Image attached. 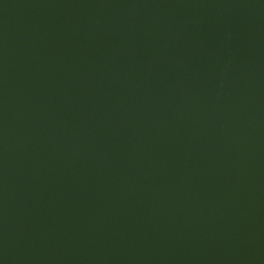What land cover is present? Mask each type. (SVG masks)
<instances>
[{"label":"water","instance_id":"obj_1","mask_svg":"<svg viewBox=\"0 0 264 264\" xmlns=\"http://www.w3.org/2000/svg\"><path fill=\"white\" fill-rule=\"evenodd\" d=\"M0 264H264V0H0Z\"/></svg>","mask_w":264,"mask_h":264}]
</instances>
